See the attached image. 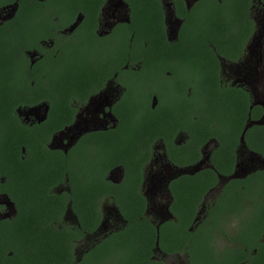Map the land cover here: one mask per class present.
<instances>
[{
	"label": "trees",
	"instance_id": "obj_1",
	"mask_svg": "<svg viewBox=\"0 0 264 264\" xmlns=\"http://www.w3.org/2000/svg\"><path fill=\"white\" fill-rule=\"evenodd\" d=\"M101 1H48V6H53L52 9L62 11V15L56 19L52 16L27 14L28 11L47 7L37 0L3 1L5 4L17 2L18 12L14 18L0 24V173L4 175L9 188L14 185L17 187L14 200L18 215L15 222L16 239L0 243V248L7 245L6 248L13 250V254L6 257L4 249H0V264H75L71 244L64 239L54 238V231L38 230L35 226V222L47 214L63 211V208L42 206L38 202L51 203L56 196L44 189L42 196L45 199L37 200L36 192L34 200L29 198V188L52 186L57 182L53 179L61 177V170L66 165L62 155L59 157L46 144L53 133L72 122L74 109L68 103L58 102V95L52 92L71 90L83 93L90 89L97 90L98 85L104 81L99 75L110 76L121 72L123 63L118 64L117 58L141 59L148 67L153 68L158 64H166L169 58L176 56L180 59L172 68V73H176L177 77L191 86L195 106L196 101H200L210 112V125H204V120L197 122L192 127L190 136L195 143H201V140L208 137L216 139L221 151L213 154L217 155L213 161L217 172L229 169L230 163L232 164L228 160H232V150L238 144L248 115L252 120L260 116L257 111L249 110L248 98L243 92L234 87H223L218 76L217 56L233 60V53L239 48L236 45L239 36L237 38L235 26L246 29L250 25L245 15L249 0H200L189 11L183 0H174L176 10L184 19L179 32L181 45H147L146 51L136 57L132 52L143 50L137 49L142 45H134L133 51L127 50L128 45H114L112 63L108 62L110 56L107 52L98 50L99 47L94 45H54L52 52L41 49L40 45H31L35 36H44L45 32L53 29L57 21L67 24L79 12L92 17L99 10ZM126 1L138 29H153L158 20L157 27L162 29L163 13L158 1ZM33 50L40 51L42 57L30 67L27 52ZM177 52L182 54L181 57ZM205 93L208 94V99L203 103ZM41 101L48 102V114L44 123L25 127L15 119V109L30 108ZM171 104L177 103L169 102L166 106ZM133 106L135 110V105ZM132 109L130 107L127 113L118 115V126L113 135L105 136L101 132L94 134L99 148H106L110 153L109 158L99 159L97 163L98 200L111 191L122 216L131 223L123 236L110 239L103 249L94 252L81 264H105L107 261V264H161L150 259V248L156 237L154 229L138 220L145 210V203L137 191L141 176L140 171L135 168L139 164L136 160V150L138 151L140 143L138 139H142L141 142H151L162 137L166 127L160 126L154 117L147 121L135 119L130 114ZM125 118L129 125L127 127L121 125ZM167 118L165 114L161 122H166ZM244 143L250 150H255L264 157V127L254 125L248 128L244 134ZM73 163L74 159L68 161L66 169H75ZM117 166L123 167L125 171V178L120 186L104 180L106 172ZM81 169L89 170L88 164ZM210 174L208 187L215 184V176ZM71 176L73 171H70L68 178ZM257 177L264 182V174ZM35 180L43 181L38 184ZM234 184L236 187H244L243 183H232ZM201 185V180H195L193 184H181L184 187L183 195H177L178 201L174 196L178 203L171 208L177 225L171 223L169 226H162L158 235L160 249L165 253L186 249L190 264H239L248 259L250 262L247 264H264V247L258 250L256 246L259 235L264 231V209L246 211L243 206L240 207V196L264 192V183L250 189L249 185L242 190L237 188L224 202L208 211L209 223L202 222L190 233L187 228L196 215L195 205L203 194L196 192ZM185 203L188 206H182ZM245 212L247 215L239 225L229 226L232 233H237L238 238H233L232 242L238 246L230 248L226 245L225 250L230 251L226 262L217 260L213 243L220 235H228L225 226L220 223L221 219L239 217ZM96 217H100L98 212ZM32 226L37 231L32 232ZM103 243L95 249L100 245L102 247ZM252 249L258 251L256 259L250 256Z\"/></svg>",
	"mask_w": 264,
	"mask_h": 264
},
{
	"label": "flooded vegetation",
	"instance_id": "obj_2",
	"mask_svg": "<svg viewBox=\"0 0 264 264\" xmlns=\"http://www.w3.org/2000/svg\"><path fill=\"white\" fill-rule=\"evenodd\" d=\"M3 1L0 0V16L9 15L12 13L10 8H16L12 15L14 18L18 12L17 2L5 4ZM37 1L47 7L28 11L27 14L52 16L55 19L62 15V11L52 9L51 5L48 6V1L51 0ZM156 1L161 4L163 13L162 29L157 27L159 20L153 29H138L126 0H102L99 10L95 11L92 17L84 16L79 12L67 24L57 21L53 29L45 32L44 36H35L31 45H40L41 49L50 52L54 45H94L99 47L98 50L107 52L110 56L109 63L114 61L112 53L114 45H128V51H133L134 45H142L137 49L143 50L132 52L135 57L144 53L147 45H181L179 32L184 19L176 10L174 0ZM197 1L200 0H183L186 10L189 11ZM245 12L250 25H247L246 29L239 25L234 28L237 38L239 36L236 44L239 48L233 53V60L217 56V62L220 85L234 87L243 92L248 98L249 110H255L260 114L259 118L254 120L248 115L244 125V128L247 126V131L254 125L264 127V0H249ZM77 18L79 21L76 26L70 29ZM2 23L0 20V24ZM177 54L180 57L182 55L178 52ZM27 56L30 67L42 57L40 51L35 50L27 52ZM179 59L176 56L171 57L165 62L166 64H158L150 68L141 59L117 58L118 64L123 63L121 72L110 76L99 75L104 81L98 85L97 90L90 89L83 93L71 90L52 92L58 95V102L68 103L74 109L72 122L53 133L46 144L47 148L57 152L59 157L62 155L61 158L66 165L64 170H61V177L53 179L57 182L52 186L29 188V198L34 200L36 192L37 200L45 199L46 197L42 196L45 190L56 196L52 198L54 201L51 203L38 202L42 206L54 205L56 208H63V211L47 214L35 222V226L42 231L52 230L56 233L54 238L64 239L69 245L71 244L75 264L86 262L94 252L103 249L110 239L123 236L131 223L122 216L121 210L114 202V195L110 194L111 191L98 200L97 163L99 159L109 158L110 153L106 148H99L97 137L94 135L98 132L105 136L113 135L118 126V115L127 113L130 107L133 108L130 114L135 119L147 121L154 117L160 126L166 127L163 136L151 142H141L142 139H138L140 143H138V151L136 150V160L139 164L135 169L140 171L141 176L137 191L145 203V210L138 220L145 222L156 233L155 242L150 248V259L153 262L169 264L168 258H180L183 255L185 264H190L186 249L165 253L159 247L158 237L163 225L169 226L171 223L177 225V219L172 215L171 208L178 203L177 195H183L182 183L193 184L195 180H201L202 183L196 189V192L203 194L195 205L196 215L187 228L190 233H193L202 222L209 223L208 211L224 202L236 192L237 188L242 190L248 185L249 189L252 186L263 185L264 182L262 183L257 176L262 177L264 174V157L255 150H250L244 141L241 143L240 138L244 128L238 144L232 150V160H228L232 164L230 163L229 169H223L222 172H217L213 165L217 157L213 154L221 152L216 139L208 137L201 140V143L194 142L190 136L192 127L201 120H204V125H210V112L200 101H196L195 106L191 86L177 77L176 73H172L174 70L172 68ZM226 69L232 73V76H226ZM206 99L208 94L205 93L203 103ZM169 102L177 104L167 107L166 103ZM43 103L48 105V102L41 101L32 107ZM30 108L15 109V119L25 127L44 123L47 115L44 121L38 122L40 115L34 116L29 113ZM165 114L168 118L166 122H161ZM121 125L129 126L126 118ZM72 159L75 169H66L69 166L68 161ZM85 164H88L89 170L81 169ZM70 171H73V176L68 178ZM209 172L215 176V184L211 187H208L211 175ZM124 176L123 167L117 166L106 172L104 180L120 186ZM41 181L35 180L38 184ZM234 182L238 185L243 183L244 187L232 185ZM16 192L17 187L14 185L13 188H9L4 175L0 173V243L13 241L17 237L15 222L18 213L14 200L17 196ZM240 201V207L243 206L246 211L262 210L264 192L241 195ZM182 206H188V203ZM97 212L99 218L96 217ZM246 215L245 212L239 217L230 216L226 218L227 220L221 219L220 223L225 226L228 235H220L213 243L217 260L226 262V256L230 254V251L225 250L226 245L230 248L238 246L232 242L233 238H238L237 233H232L230 227L239 225ZM30 230L37 231L33 230V226ZM47 236L51 237V235ZM221 238L224 242L219 247L216 242ZM100 243H103L102 247L100 245L95 249ZM256 246L258 250L264 247V231L259 235ZM3 247L0 249H4L5 256H12L13 250L7 249V245ZM89 253L91 254L86 258ZM257 254V249H252L250 252L253 259H256ZM248 262L249 259L239 264Z\"/></svg>",
	"mask_w": 264,
	"mask_h": 264
},
{
	"label": "water",
	"instance_id": "obj_3",
	"mask_svg": "<svg viewBox=\"0 0 264 264\" xmlns=\"http://www.w3.org/2000/svg\"><path fill=\"white\" fill-rule=\"evenodd\" d=\"M15 10H16V8L15 9L14 8H10V11L12 13L9 14V15H6V16H0V20L2 22L6 21V20H9L12 17V15L14 14ZM78 21H79V18L76 19V22L73 24V26L70 29H73L76 26ZM28 112L34 114V116H39L40 115V118L38 119V122H42L46 118V115H47V112H48V105H46L44 103L40 104L39 106H35V107L30 108ZM246 129H247V126L244 128L243 133L241 135V138H240L241 143H243V141H244L243 138H244V133H245ZM156 248H158L157 244H156Z\"/></svg>",
	"mask_w": 264,
	"mask_h": 264
},
{
	"label": "rangeland",
	"instance_id": "obj_4",
	"mask_svg": "<svg viewBox=\"0 0 264 264\" xmlns=\"http://www.w3.org/2000/svg\"><path fill=\"white\" fill-rule=\"evenodd\" d=\"M225 73H226V76H229V75L232 74L227 69L225 70ZM223 242H224V240L221 238V239L217 240L216 243L220 247L223 244ZM167 261H168L169 264H185V259H184L183 255H181L180 258L170 257V258L167 259Z\"/></svg>",
	"mask_w": 264,
	"mask_h": 264
}]
</instances>
